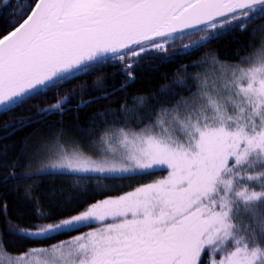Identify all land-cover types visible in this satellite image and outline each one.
Returning a JSON list of instances; mask_svg holds the SVG:
<instances>
[{"label": "snow or ice", "instance_id": "obj_1", "mask_svg": "<svg viewBox=\"0 0 264 264\" xmlns=\"http://www.w3.org/2000/svg\"><path fill=\"white\" fill-rule=\"evenodd\" d=\"M21 21L0 39V115L47 91L56 102L0 127L4 139L34 129L3 182L68 179L48 211L34 209L40 223L6 220L0 264H264V39L233 60L210 52L182 64L155 104L140 96L94 113L78 129L87 149L45 132L73 99L60 90L81 75H96L100 95L77 108L109 100L141 71L236 33L255 37L264 0H33ZM107 67L125 78L118 90L97 75ZM156 172L167 175L137 180ZM125 181L132 190L113 195Z\"/></svg>", "mask_w": 264, "mask_h": 264}, {"label": "trees", "instance_id": "obj_2", "mask_svg": "<svg viewBox=\"0 0 264 264\" xmlns=\"http://www.w3.org/2000/svg\"><path fill=\"white\" fill-rule=\"evenodd\" d=\"M33 0H11L6 10H0V39L13 30L12 24L16 21H21L23 13L27 11L28 6ZM18 26V25H17ZM255 30V37L248 35H241L239 33L224 37L222 40L213 41L207 48L201 49L198 53L190 58H177L175 63H165L158 66L156 71H141L135 82L130 83L123 91H117L116 95L109 100H99L92 104H87L84 107L77 108L80 101H88L94 99L100 93L92 90L96 75H81L80 79L73 80L70 84L65 85L64 89L60 90V95L72 94L73 99L67 106L63 116L59 114L51 115L46 121L45 132L52 129L48 136V141L62 139L68 146H80L85 149L88 147V141L81 137L78 129L87 127L90 124V118L96 112H102L105 108L116 109L117 106L124 100L128 104L133 103L134 97H146L150 104H155L152 99L155 96L157 99L163 97L158 94L161 90L166 89L171 85L172 80L177 76L178 69L182 64H188L192 61L202 59L207 53H215L221 60H233L234 54L241 49L242 46L251 50L254 47H259V44L264 37L260 35L264 32V21H258L252 26ZM179 44V42H177ZM190 72L193 69H188ZM208 71H211L209 68ZM97 75L105 78L103 87L109 91L112 89H119L120 85L124 83V76L121 75L117 67H107L103 73ZM83 85L86 89L83 95L80 94L79 87ZM73 89H76L73 93ZM56 102V93L54 91H47L46 95H42L32 101V104L25 105L23 108H17L14 112L6 115H0V127L5 122H12L18 118L22 113H28L32 105L46 107ZM34 129L27 128L22 132H17L16 135L9 138H0V153L4 152L5 146L7 148L6 154L0 155V204H7V216L0 214V230H3L6 220L10 219L22 227H26L32 223H40L37 219L34 209L39 205L44 211H48L50 206L55 202L54 198H50L49 193L60 187H67L65 181L67 177H53L46 175H37L32 179H9L3 182V177L8 175L9 166L17 161L23 146V141ZM63 130V136L60 133ZM0 137L3 133L0 132ZM25 160L21 158L19 164L21 168L17 169V177L23 171V164ZM167 175L166 172H156L152 176L138 177L139 183L151 182L155 179H160ZM105 183H111L106 181ZM128 181L121 184L119 191L112 193L119 195L123 192L132 190L129 188ZM25 185H31L26 188ZM139 184H133V187ZM101 197H97L100 199Z\"/></svg>", "mask_w": 264, "mask_h": 264}, {"label": "rangeland", "instance_id": "obj_3", "mask_svg": "<svg viewBox=\"0 0 264 264\" xmlns=\"http://www.w3.org/2000/svg\"><path fill=\"white\" fill-rule=\"evenodd\" d=\"M45 163H47V161H44Z\"/></svg>", "mask_w": 264, "mask_h": 264}]
</instances>
